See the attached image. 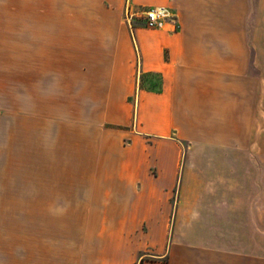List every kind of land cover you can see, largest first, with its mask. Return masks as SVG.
Wrapping results in <instances>:
<instances>
[{"label":"crops","instance_id":"0c3cea01","mask_svg":"<svg viewBox=\"0 0 264 264\" xmlns=\"http://www.w3.org/2000/svg\"><path fill=\"white\" fill-rule=\"evenodd\" d=\"M4 115L0 172L94 215L78 264L264 263V0H0Z\"/></svg>","mask_w":264,"mask_h":264},{"label":"rangeland","instance_id":"374dc122","mask_svg":"<svg viewBox=\"0 0 264 264\" xmlns=\"http://www.w3.org/2000/svg\"><path fill=\"white\" fill-rule=\"evenodd\" d=\"M150 78L156 80L155 76ZM9 104L11 107L12 101ZM27 104L22 102L20 109H27ZM0 120L7 124L12 118L4 115ZM4 153L5 172H0V264H78L85 248L79 243L99 232L92 227L94 215L61 212L66 205L61 198L31 196L34 192L28 173L13 172L15 152L8 147ZM18 153L25 156L22 151ZM261 189L264 191L263 178ZM142 232L133 231L131 235L139 237ZM167 232L169 236L171 230ZM102 236L107 238L108 231ZM261 242L260 253L264 256V230ZM121 244L118 248L124 249ZM105 248L109 251L110 247Z\"/></svg>","mask_w":264,"mask_h":264},{"label":"built area","instance_id":"2783aa9c","mask_svg":"<svg viewBox=\"0 0 264 264\" xmlns=\"http://www.w3.org/2000/svg\"><path fill=\"white\" fill-rule=\"evenodd\" d=\"M123 17L130 28L141 24L151 29H163L170 22L172 13L166 6H152L136 11L127 2L124 7Z\"/></svg>","mask_w":264,"mask_h":264}]
</instances>
